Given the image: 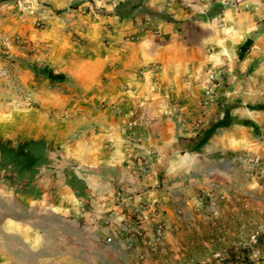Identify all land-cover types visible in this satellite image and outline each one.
Segmentation results:
<instances>
[{"label": "crops", "instance_id": "0c3cea01", "mask_svg": "<svg viewBox=\"0 0 264 264\" xmlns=\"http://www.w3.org/2000/svg\"><path fill=\"white\" fill-rule=\"evenodd\" d=\"M27 1V22L14 31L38 44L45 67L81 88L86 108L106 107L76 118L71 134L93 129L71 142L46 109L0 117V141H43L45 161L49 149L60 162L42 161L18 185L0 172V264L56 262L87 226L119 232L116 185L140 188L131 202L165 201L158 173L178 151L208 162L231 158L237 173L264 176V0ZM208 167L199 174L210 175ZM143 169L147 176L135 181Z\"/></svg>", "mask_w": 264, "mask_h": 264}, {"label": "rangeland", "instance_id": "374dc122", "mask_svg": "<svg viewBox=\"0 0 264 264\" xmlns=\"http://www.w3.org/2000/svg\"><path fill=\"white\" fill-rule=\"evenodd\" d=\"M28 3L0 0V117L27 118L46 109L50 121L62 124L68 142L78 140L83 131L93 127L82 125L81 132L71 134L72 122L86 115L95 116L106 107L105 102L99 106L96 103L89 110L75 82H54L33 71L34 67H44L37 60L40 48L14 31L27 22ZM43 26L42 19L35 20L37 31ZM145 31L160 33L149 27L141 32ZM72 37L80 41L83 50L84 39L78 34ZM4 70L8 78L1 76ZM76 104L79 110L71 112ZM4 132L0 127V134ZM4 139L0 136V140ZM194 153L178 151L166 158L155 187L165 201L131 202V197L141 193L140 188L127 190L118 183L112 198L122 209L119 232L99 235L87 226L80 230L77 239L73 237L71 252L58 254L51 264H264V176L253 170L248 175L237 173L230 165L231 158L223 159V163L208 162ZM46 155L50 160L44 165L60 164L56 152L48 149ZM185 157L190 159L185 161ZM70 162L71 159L63 161ZM207 165L211 174H199L202 169L207 170ZM147 170H138L135 181L141 182ZM0 172L11 185L33 179L20 172L17 162L7 158L0 161ZM78 183L84 180L80 178ZM81 206L85 210L88 207ZM65 241V237L57 239V243Z\"/></svg>", "mask_w": 264, "mask_h": 264}, {"label": "trees", "instance_id": "16d2710c", "mask_svg": "<svg viewBox=\"0 0 264 264\" xmlns=\"http://www.w3.org/2000/svg\"><path fill=\"white\" fill-rule=\"evenodd\" d=\"M251 43V40H247L242 48L247 49ZM33 71H35L37 75L54 82H64L66 80L63 74L54 73L51 69L45 66L39 69L34 67ZM45 148L46 144L43 141L29 140L18 142L16 146L10 141H0L1 158L11 159L12 161L17 162L20 172L28 175L33 172L34 168L38 166L39 163L45 161Z\"/></svg>", "mask_w": 264, "mask_h": 264}, {"label": "built area", "instance_id": "2783aa9c", "mask_svg": "<svg viewBox=\"0 0 264 264\" xmlns=\"http://www.w3.org/2000/svg\"><path fill=\"white\" fill-rule=\"evenodd\" d=\"M1 76L7 77V78L9 77L8 72L6 70L1 72Z\"/></svg>", "mask_w": 264, "mask_h": 264}, {"label": "bare ground", "instance_id": "6f19581e", "mask_svg": "<svg viewBox=\"0 0 264 264\" xmlns=\"http://www.w3.org/2000/svg\"><path fill=\"white\" fill-rule=\"evenodd\" d=\"M186 161V160H185Z\"/></svg>", "mask_w": 264, "mask_h": 264}]
</instances>
